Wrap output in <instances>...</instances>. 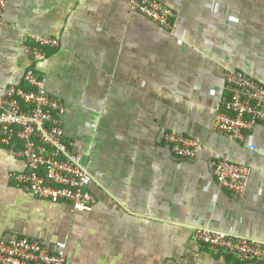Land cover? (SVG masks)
<instances>
[{
    "label": "crops",
    "instance_id": "1",
    "mask_svg": "<svg viewBox=\"0 0 264 264\" xmlns=\"http://www.w3.org/2000/svg\"><path fill=\"white\" fill-rule=\"evenodd\" d=\"M158 1L175 13L170 30L131 11L130 0H5L0 93L23 86L33 65L25 45L58 40L34 66L64 107V135L93 178L95 204L71 213L24 193L10 178L24 163L0 145V238L63 241L66 264H255L192 233L264 239V125L242 142L213 128L227 71L264 87V0ZM169 131L199 139L195 158L172 155ZM218 157L248 167L242 196L218 187Z\"/></svg>",
    "mask_w": 264,
    "mask_h": 264
},
{
    "label": "built area",
    "instance_id": "2",
    "mask_svg": "<svg viewBox=\"0 0 264 264\" xmlns=\"http://www.w3.org/2000/svg\"><path fill=\"white\" fill-rule=\"evenodd\" d=\"M5 0H0V29ZM130 9L164 30H170L174 11L158 0H130ZM56 38H33L24 49L31 65L23 75V86H9L0 93V145L20 158L25 171L10 174L20 189L35 199L67 207L71 213L90 212L95 204L93 178L66 139L62 116L64 107L45 88L44 77L34 64L46 57L48 48H57ZM224 97L214 116L213 128L230 141L242 142L246 133L264 125V87L242 71H227ZM172 155L191 160L202 145L198 138L176 131L164 134ZM253 151L255 146L250 144ZM212 172L219 188L242 196L249 177L248 167L215 158ZM193 240L216 253L241 263L264 264V239L254 240L223 231L195 228ZM66 244L51 247L38 239L11 234L0 238V264H66Z\"/></svg>",
    "mask_w": 264,
    "mask_h": 264
},
{
    "label": "rangeland",
    "instance_id": "3",
    "mask_svg": "<svg viewBox=\"0 0 264 264\" xmlns=\"http://www.w3.org/2000/svg\"><path fill=\"white\" fill-rule=\"evenodd\" d=\"M75 151V150H74ZM76 152V151H75Z\"/></svg>",
    "mask_w": 264,
    "mask_h": 264
}]
</instances>
